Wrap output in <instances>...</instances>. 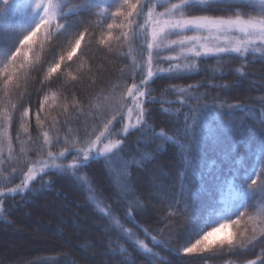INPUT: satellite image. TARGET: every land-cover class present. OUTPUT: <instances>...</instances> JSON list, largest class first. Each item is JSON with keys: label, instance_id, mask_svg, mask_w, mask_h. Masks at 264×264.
Segmentation results:
<instances>
[{"label": "snow or ice", "instance_id": "snow-or-ice-1", "mask_svg": "<svg viewBox=\"0 0 264 264\" xmlns=\"http://www.w3.org/2000/svg\"><path fill=\"white\" fill-rule=\"evenodd\" d=\"M19 3L20 0H0V176L3 177L0 179L3 185L0 214L5 217L9 212L7 200L17 195L30 196L34 190L32 185L36 182L43 185L45 176L59 173L82 181L87 175L82 176V171L93 161L110 159L118 153L122 154L123 161L120 179L135 186L133 173L143 166L145 156L144 150L131 145L128 138L133 133L148 136L154 132L155 115L149 106L157 99L152 96V83L162 75L169 79L185 78L182 56L192 61L223 59L235 54L242 65L236 71L244 75L243 64L250 62V56L254 62L255 53L264 49V7L246 0H23V7L37 18L29 31L13 41L16 29L8 20ZM261 4L264 5V0ZM193 12L202 14L193 15ZM41 29L51 56L46 54L35 63L28 59L26 50L41 43L34 39ZM188 32L194 34L186 35ZM140 33L143 35V44L139 46L140 63L133 59L130 67L125 64L119 69L118 79L132 80L130 86L121 89L111 84V77L102 78L104 66L109 63V56L117 59V53L125 47L128 51L119 58L128 60L131 46ZM210 39L221 42L201 43ZM93 48L104 55L90 54ZM162 52L169 55L161 56ZM185 52H190L191 57L185 56ZM97 58L102 61L100 65L96 63ZM260 59H264V55ZM164 62L169 64L168 68L159 67ZM30 83L39 87L33 86L30 90ZM83 83L90 88L103 84L101 92L110 91L111 95L119 92L120 98L114 103L93 107L86 98L91 93H85L80 87ZM207 86L200 84L196 93L199 87ZM167 91L178 92L172 103L186 109L178 110L183 115V127L178 128L175 135L191 134L193 138L191 155H186L184 146H180L185 164V170L180 173V186L171 190L151 183L148 195L140 196L143 205L132 195L122 196L119 190L111 203H95L96 189L91 186L92 181H88L86 203H95L93 214L100 216L104 222L103 234L110 237L105 253L110 259L118 258L119 264H171L160 251L204 260L225 252L243 257L259 246L255 258L240 259L239 264H264V96L259 98L258 120L257 110L252 105L236 104L228 107L244 112V116L236 118L228 111L230 119L225 122L219 120L225 113H217L218 123L211 127L198 119V113L211 110L206 103H200V95L185 96V89L175 86ZM207 95L203 93L204 97ZM58 97L63 100L59 105L61 111L49 119L55 108L47 109L46 113V106L55 104ZM129 100L134 107L127 106ZM133 113L135 123H132ZM254 126L259 131V154L253 143L244 138V133ZM29 127L37 133L35 137L29 134ZM229 129L238 131L240 139L225 145L222 137ZM21 131L28 135L27 151L22 144L18 145V151L14 148ZM114 135L118 138L109 139ZM205 144L218 150L220 158L212 159L209 167L201 171V152ZM60 145L63 147L56 151ZM149 146L146 141L144 148ZM69 156L71 162L56 163ZM250 156L251 166L248 165ZM9 184L14 186L9 187ZM153 190L162 194H154ZM89 193L91 195H87ZM151 200H156L160 207L151 204ZM150 209L164 213L155 219L156 227L145 228L135 222L136 217L148 215ZM185 217L186 224L201 218L204 221L218 219L210 230L202 229L194 242H188L182 238L186 227L178 223ZM128 222L133 224L135 232L124 227ZM229 225L236 229L232 236L209 241L213 232ZM153 232L156 235H152ZM111 235L123 243L111 239Z\"/></svg>", "mask_w": 264, "mask_h": 264}, {"label": "trees", "instance_id": "trees-1", "mask_svg": "<svg viewBox=\"0 0 264 264\" xmlns=\"http://www.w3.org/2000/svg\"><path fill=\"white\" fill-rule=\"evenodd\" d=\"M247 3L255 4L257 7H264L261 4V0H246ZM39 11V10H37ZM193 15L202 14L200 12H193ZM220 14V13H216ZM254 16L255 13H252ZM36 16L33 15L28 9L23 7V0H20L19 6L12 13L8 20V23L14 25L16 31L13 34L12 40H18L23 34L31 29L36 21ZM2 26V25H0ZM194 33L188 32L186 35H193ZM41 42L40 44H33L30 49L26 50L27 57L30 61L38 63L40 59H43L47 54L51 56L49 52L48 42L44 40V30H39V34L34 38ZM175 39V37H172ZM215 40V39H210ZM167 41L164 44L167 45ZM143 44L142 33L138 34L137 41L131 46V55L128 60L120 59L124 52L128 51L125 47L120 49L117 53V59H113L111 56L108 57L109 63L104 66L103 79L111 77V84L118 85L121 89L130 86L132 80L125 81L124 79L117 77L121 76L119 71L125 64L131 66L132 60L140 63V45ZM66 48L67 45L65 44ZM79 51V50H78ZM90 54H95L98 57L103 56V53H97L93 48ZM57 55H59V49H57ZM169 53L162 52L161 56H167ZM185 56L191 57L190 52H185ZM264 55V49L260 52L255 53V61L253 57H249V63L243 64L244 75L236 71L240 68L241 61L236 59L235 54L233 56H226L223 59L218 58H204L194 59L192 61L181 57L182 63L185 65V78L182 79H169L166 75H162L152 83L153 89L152 96L156 97L157 102L149 107L152 108L155 120L152 122L154 132H150L148 136H144L140 133H133L130 136L129 143L137 148L144 150V164L139 167L133 175L135 177V186L129 185L126 180L120 179V174L123 172L122 168V154H117L110 159H98L93 161L89 168L83 170L81 175L84 173V180L76 181L73 178H68L62 174H55L44 177V184L36 182L32 185L35 191L26 198H22L20 195L15 196L14 199L9 198L6 202V206L9 207L7 216L0 214V231H13L15 235H23L26 228L32 233V228H38V223L35 222V217L46 222L48 228L51 229L53 235L35 240H25L29 242L31 246H34L28 251H17L10 255H6L0 252V264H119L118 258H109V255L105 253V246L108 243L109 236L104 235V222L101 220L99 215H94L95 203L99 201H105L111 203L112 199L116 198L115 193L117 190L120 191L122 196H134V199L138 200L141 205L144 201L140 199L141 195L147 196L149 191L148 176H152L154 183L175 190L180 186V173L185 170L184 158L181 155V145L184 146L186 155H191L190 148L192 144L191 134H183L181 136L175 135L177 129H182L183 115H180L178 110L186 111L181 109V105L178 103H172L177 99V93H171L167 91L170 86H175L177 89H185L184 95L197 94L201 96L200 103H206L209 105L211 110L205 109L202 113H198V119L202 124H208L211 127H215L218 123L217 113H225L219 116V120L229 121L230 117L227 115L228 111L233 112L236 118L245 115L244 112L235 108H229L230 105H252L257 110L256 119H259V98L264 96V59L260 57ZM97 65H100L102 61L97 58ZM84 67H88V61H84ZM162 68H168L169 64L164 62L159 65ZM95 72V68L93 69ZM35 75V74H34ZM140 77L137 76V80ZM200 84L208 85L207 87H199V92L196 93V87ZM192 85L193 88H189ZM212 85H218V87H212ZM39 87V85L29 84V89ZM85 93H91L90 97H86L91 100L93 107L119 100L120 93L116 92L114 95L109 92H101L100 89L104 87L103 84L99 88H90L87 83L80 85ZM111 88V85L109 86ZM207 92V97L203 96V93ZM50 95V92H49ZM42 98V96H41ZM33 107H36V97L33 96ZM63 103L61 98H57L55 104L49 103L46 106L47 109L55 108V111H51L49 119L52 116H57L61 111L59 105ZM225 105V107H221ZM128 107H134L131 100L127 103ZM135 113L132 115V123H135ZM251 119V117H249ZM125 122H127V113L125 112ZM34 124V121H33ZM17 129L19 125L17 124ZM13 137L16 132L13 131ZM29 134L35 137L37 133L33 131L32 127H29ZM123 135V134H122ZM171 137V139H168ZM73 138L74 134H73ZM117 136H112L109 139L115 140ZM245 140H250L253 146L258 150L259 131L253 127V130L246 131L244 133ZM222 139L225 145H231L236 140L240 139V133L235 129L227 130ZM28 135H25L22 131L20 132L19 141L14 142V148L18 151V145H23L25 151L28 150L30 145L27 143ZM179 140V145L175 143ZM136 141H140L136 144ZM149 143V147L144 148L145 142ZM107 142V141H105ZM102 146V145H101ZM63 147L60 145L55 149ZM116 151V150H114ZM5 152H7V146L5 145ZM16 152H13V156ZM201 155L203 157L201 163L203 167L200 169L203 171L207 169L212 159L219 160L218 150H213L210 144H205ZM139 159V157H137ZM72 157L69 156L67 159H61L56 163H69ZM193 165L195 162L189 161ZM252 157L248 158V165L251 166ZM157 169H159L163 175H158ZM122 170V171H121ZM113 171V172H112ZM0 179H3L0 176ZM88 181H92L91 186L96 189V202L86 203V189L88 187ZM19 181H16L18 183ZM120 183V185H119ZM9 187H13L14 184H9ZM3 185L0 184V188ZM139 190L138 193L136 190ZM155 192V190H153ZM162 194V193H156ZM87 195H91L90 193ZM150 199V197H149ZM56 203H64L61 208L58 219L54 220L49 218L48 221L42 219V216H37L35 213L42 214V205L49 204L50 201ZM157 205L156 200H151ZM39 205L40 207L36 208ZM102 207V205H100ZM259 206V205H258ZM218 211V210H217ZM163 211L149 210L148 215L143 217H136L135 222L147 228L149 225L156 227L155 219L162 216ZM53 217V216H52ZM216 217L210 218L208 221H204L203 218L196 220L193 223H185L187 217L182 218L178 223L182 227H186L182 238L188 242H194L198 238V232L202 229L204 231L210 230L214 225ZM26 220V222H24ZM8 221V222H6ZM26 226V227H25ZM124 227L136 231L131 222L125 223ZM25 228V229H24ZM12 229H16L15 231ZM75 231L79 232V235H75ZM236 231L231 225L218 228L217 231L213 232L209 237V241H218L224 237H230ZM82 233V235H80ZM56 234V235H54ZM152 235H156L153 232ZM140 236V239H143ZM160 238V237H158ZM111 239L118 240L115 235H111ZM167 239V236H164ZM119 243L123 241L118 240ZM151 247V245H149ZM173 248L176 245L172 246ZM259 246L247 253L243 257H238L230 253H222L219 255L212 256L210 258L201 260L185 257L183 254L169 253L168 251H160L161 256L165 257L166 260L170 261L171 264H239L240 259H253L255 258L254 253L258 252ZM131 249H129V252Z\"/></svg>", "mask_w": 264, "mask_h": 264}, {"label": "rangeland", "instance_id": "rangeland-1", "mask_svg": "<svg viewBox=\"0 0 264 264\" xmlns=\"http://www.w3.org/2000/svg\"><path fill=\"white\" fill-rule=\"evenodd\" d=\"M217 42H221V41H217V40H209V41H201V43H217ZM232 46H235L234 43ZM122 171V170H121ZM113 172V171H112ZM158 175H163V173L157 169ZM149 177V181L151 183H153L152 180V176H148ZM120 185V183H119ZM33 188V187H32ZM33 192L35 191V188H33ZM154 194H156L154 192ZM50 203L44 204L42 205V214L41 213H35L37 216H42V219L45 221H48L49 218H52L54 220L58 219V215L61 212V208L62 206H64V203H56L53 202L52 200H49ZM151 204L155 205L154 202L151 201ZM39 208L40 206L37 205L36 208ZM53 216V217H52ZM26 222V220L24 221ZM35 222L38 223V228L36 229L35 227L32 228V233L30 231L27 230L26 228V232L24 230L23 235H15L13 231H5V232H1L0 231V252L6 254V255H10L12 253H15L17 251H28L31 248H33L34 246H31L29 242H26L25 240L31 239V240H35V239H42V238H47L51 235H53V232L51 231L50 228L47 227L46 222L44 223V221L42 222L41 219H39L38 217H35ZM26 227V226H25ZM25 229V228H24ZM12 230H16V229H12ZM56 235V234H54ZM75 235H79L78 231H75ZM82 235V233L80 234Z\"/></svg>", "mask_w": 264, "mask_h": 264}]
</instances>
